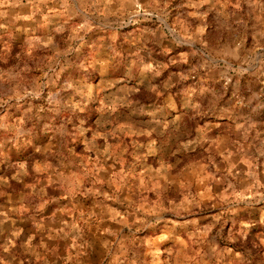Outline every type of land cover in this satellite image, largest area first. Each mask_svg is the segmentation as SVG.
<instances>
[{
    "label": "rangeland",
    "instance_id": "1",
    "mask_svg": "<svg viewBox=\"0 0 264 264\" xmlns=\"http://www.w3.org/2000/svg\"><path fill=\"white\" fill-rule=\"evenodd\" d=\"M0 264H264V0H0Z\"/></svg>",
    "mask_w": 264,
    "mask_h": 264
},
{
    "label": "built area",
    "instance_id": "2",
    "mask_svg": "<svg viewBox=\"0 0 264 264\" xmlns=\"http://www.w3.org/2000/svg\"><path fill=\"white\" fill-rule=\"evenodd\" d=\"M134 12H135V14L133 13V14H131L130 15V18L132 17V16H134V15H140V13H143V14H148L147 12H144V11H141L140 10V8L138 7V6H136V8L134 9ZM148 15H150V16H154V15H152V14H148Z\"/></svg>",
    "mask_w": 264,
    "mask_h": 264
}]
</instances>
